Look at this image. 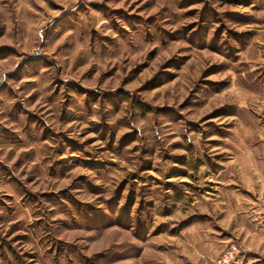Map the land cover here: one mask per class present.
Listing matches in <instances>:
<instances>
[{
  "label": "rangeland",
  "instance_id": "374dc122",
  "mask_svg": "<svg viewBox=\"0 0 264 264\" xmlns=\"http://www.w3.org/2000/svg\"><path fill=\"white\" fill-rule=\"evenodd\" d=\"M251 148L264 0H0V264H264Z\"/></svg>",
  "mask_w": 264,
  "mask_h": 264
},
{
  "label": "crops",
  "instance_id": "0c3cea01",
  "mask_svg": "<svg viewBox=\"0 0 264 264\" xmlns=\"http://www.w3.org/2000/svg\"><path fill=\"white\" fill-rule=\"evenodd\" d=\"M247 152V155H245V152H241V155L228 158V160L225 161L221 171L217 173V177L219 176V178L224 180L226 179L227 181L230 180V178H233L239 182L245 181L246 179L253 181L264 179V173L261 172V169L257 165V155L255 154V150L251 148L249 151L246 150V153ZM231 169L237 170L232 173L233 176H230L231 174L229 171ZM207 177H210L212 181H215L212 179L213 173L212 176L207 175Z\"/></svg>",
  "mask_w": 264,
  "mask_h": 264
},
{
  "label": "built area",
  "instance_id": "2783aa9c",
  "mask_svg": "<svg viewBox=\"0 0 264 264\" xmlns=\"http://www.w3.org/2000/svg\"><path fill=\"white\" fill-rule=\"evenodd\" d=\"M216 264H248L239 258L237 254V248L235 245H228L222 250L219 257L216 260Z\"/></svg>",
  "mask_w": 264,
  "mask_h": 264
}]
</instances>
